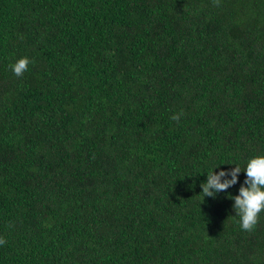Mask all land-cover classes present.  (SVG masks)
Returning a JSON list of instances; mask_svg holds the SVG:
<instances>
[{"label":"trees","instance_id":"1","mask_svg":"<svg viewBox=\"0 0 264 264\" xmlns=\"http://www.w3.org/2000/svg\"><path fill=\"white\" fill-rule=\"evenodd\" d=\"M257 155L264 0H0V264H264Z\"/></svg>","mask_w":264,"mask_h":264},{"label":"clouds","instance_id":"2","mask_svg":"<svg viewBox=\"0 0 264 264\" xmlns=\"http://www.w3.org/2000/svg\"><path fill=\"white\" fill-rule=\"evenodd\" d=\"M215 6H219V0H213ZM32 61L28 57L19 58L10 67L13 73L20 77L27 71ZM173 120H179V114L171 117ZM241 169L237 166L231 173L232 179L221 182V177L226 173L221 171L218 175L214 174V170L208 172L207 181L201 184L204 197L215 196V193L227 189L230 185L236 183V173ZM246 172L245 184L247 187L241 186L239 195L231 197L235 200L233 205L236 216L239 217L240 227L242 230L251 232L258 223L259 214L264 211V155H257L250 158L244 169ZM5 240L0 238V245Z\"/></svg>","mask_w":264,"mask_h":264}]
</instances>
